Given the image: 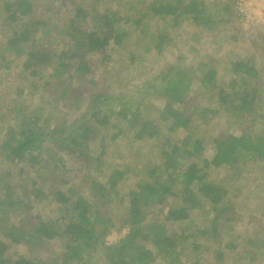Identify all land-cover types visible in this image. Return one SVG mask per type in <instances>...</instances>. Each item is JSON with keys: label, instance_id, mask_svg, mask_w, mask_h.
Listing matches in <instances>:
<instances>
[{"label": "trees", "instance_id": "trees-1", "mask_svg": "<svg viewBox=\"0 0 264 264\" xmlns=\"http://www.w3.org/2000/svg\"><path fill=\"white\" fill-rule=\"evenodd\" d=\"M0 1V23L11 32L1 50L13 51L17 56L25 55L23 71L27 74L19 78L22 81L25 79L24 82L33 91L41 88L46 90L51 86V101L66 109L64 117L53 124L56 119L48 115H40L38 112L28 113L27 116L23 114V107L20 109L16 99L12 98L7 104L8 114L15 113V116L21 117L16 118L18 120L14 124L10 123L12 119L8 115L1 119L7 124L0 127L1 165L8 167L6 176L10 175L11 167L21 166L19 181L26 184L29 182L31 187L22 185L24 188L20 191L21 195H18L11 183L3 181L5 175L2 177L0 174V190L3 188V192L0 191V220L1 216H6L10 211L19 215L16 225L12 227L16 234L8 232L5 235L11 242L0 240V264H55L24 256H8L10 245L20 244L26 237L31 238L32 243L41 244L57 237L64 238L66 249L60 264H90L96 253L104 256L106 264H152L156 258L148 247L152 240L156 241L155 248L163 254L164 249L175 251L176 241L175 236L169 237L159 227L155 228L157 222L148 221V215L157 213L163 215L164 221L182 222L190 219L193 211L204 209L206 203L210 204L214 213L211 228L215 232L222 216L230 211L229 190L223 185L224 181H209L208 170L222 166L242 168V158L246 153V157L264 159V134L252 133L247 122L244 123L250 120L252 125L256 119L262 118L259 114L263 112L264 94L256 64L250 59H237L230 63V81L233 83L230 91L218 83V70L208 67L206 63L197 72L189 69L190 72H182L179 76L170 75L172 68H169L156 79L159 81L158 87L149 83L144 93L159 91L168 98L155 121L149 114L143 116L145 114L140 113L139 106L130 105L135 101L132 96L134 92H118L115 95L111 88L119 76L111 70L116 63L113 57L116 53L120 55L122 50H128L129 46L132 47L134 42H130L131 34L146 36L151 43L144 44V39L137 41L136 45H140L137 49H142L127 51L129 57L126 68L138 60L143 48V54H160L169 45L164 30L152 33L150 25H147L150 19L173 23L174 26L192 21L199 30L216 29L218 21L209 13L206 0H125L113 9L107 3L104 11L98 9L104 0H69L70 6L65 9L68 10L66 14L71 16L68 25L63 28L68 42L60 51L49 44H42L41 28L48 25L46 17L39 18L44 3L37 0ZM125 5L128 8L123 9L124 12L122 8ZM51 9L45 8L47 11ZM55 11L59 13L62 9L55 8ZM63 32L60 31L61 34ZM95 59L98 63H94ZM9 64L6 57H1L0 71L9 70ZM100 65L103 66L105 83L94 78L97 71L101 70ZM195 77L201 88L210 92L211 97H217L219 107L223 108L232 124L241 130L238 135L227 133L212 138L214 153L211 158L203 155L205 137L196 138L193 132L190 133L192 115L188 112L187 99ZM34 79L45 82L40 87L34 83ZM24 82L22 87L16 88L15 94L18 97L26 94ZM3 97L1 95L0 99ZM143 97L140 99L141 104L146 102ZM174 104L185 106L179 110ZM145 109L149 113L148 108L142 107V110ZM218 113L216 109L202 108L201 122L207 123L210 115ZM69 115L75 116L71 122ZM125 120L130 122L124 123L132 134V143L138 141L148 144L151 140L161 139L159 162H146L142 159L137 164H141L138 172L143 173L142 180L136 183V190L130 191L126 215L119 224V227H128V232L118 243L107 246L104 242L106 235L118 225L107 214H103V209L111 202L106 200V196H119L118 186L132 172L131 166L118 165L115 168L108 163L111 166L107 164L110 166L109 175L105 176L104 183L90 180L88 174L79 172L81 180L91 186L95 204L84 195L76 193L75 189L70 187L65 192L60 186L67 182L62 173H72L71 168L67 170L65 157L78 161L85 156L83 150L89 141L97 142L99 146L94 156H88L87 165L90 167L93 162L95 169L106 165L109 144L127 134L120 128V123ZM161 122L169 124L168 133H163ZM100 128L113 132L112 136L107 139ZM178 130L188 131V135L174 142L169 134ZM86 163L83 162L84 167ZM27 173H31V178L26 179ZM49 176H54L59 186H53L49 193H45L44 187L49 183ZM174 198L176 203L170 204L165 212L167 203ZM47 199L64 215L49 221L42 215H33L34 205H40ZM97 201L102 202V205L98 206ZM226 221L231 219L227 218ZM202 234H207V231ZM247 246L252 248L248 258L253 261L264 247V236L251 237ZM218 258L222 260L223 255L218 254Z\"/></svg>", "mask_w": 264, "mask_h": 264}, {"label": "rangeland", "instance_id": "rangeland-1", "mask_svg": "<svg viewBox=\"0 0 264 264\" xmlns=\"http://www.w3.org/2000/svg\"><path fill=\"white\" fill-rule=\"evenodd\" d=\"M233 1L230 0L228 3L233 4ZM37 2L44 3L45 7L40 9L41 15H39V18L41 16L46 17L48 23L46 27L41 28L43 33L42 44H49L50 47L57 48L56 51H60L68 42V39L64 37L65 32H63V28L68 25V19L71 16L69 13L66 14L68 10L65 9L70 6V2L69 0H37ZM119 2L124 3L125 0H104L102 4L98 5V9L104 11L109 3L112 9L114 7L117 8L120 6ZM49 7L52 9L49 11L45 10V8ZM53 7L62 9V11L55 13L56 11ZM126 8H128L127 5L122 8V11H124L123 9L126 10ZM222 9H224V3L219 0H216L214 5H211V9L208 7L209 13L213 14L216 20L224 19L218 22L216 29L210 31L207 29L200 31L192 21H186L179 26H174L173 23L150 19L147 25H150L152 33L154 34L159 29L164 30L170 43L168 46L166 45L164 51L160 54H157V52L143 54L142 52L145 49L143 48L142 52L139 53L140 57L138 60L131 67L129 65L126 68V65H128L127 57H129L127 51L136 52L142 49H137L140 45H136L137 41L141 39H144V44L151 43L146 36L142 37L131 34L130 42H134L132 47L129 46L128 50H122L120 55L116 53L113 57L116 63L111 70L119 75L111 86L113 94L117 95L119 94L118 92L123 94L134 92L132 96L135 101L130 105L139 106L140 113L145 114H142L143 116L146 117L149 114V117L155 121L160 116L168 98L159 91H151L150 94L144 95L149 83H153L156 85L155 87H158L159 81L156 79L165 74L169 68H172L170 75L179 76L182 72H190L191 70L189 69L197 72V70H201L199 69L200 66L206 63L208 67L218 70V83L230 91L233 87V83L230 81V63L237 59H250L256 64L261 74L260 86L264 94V29H256L253 32L243 31L235 20L234 14L230 11L229 13L224 12ZM10 36V29L7 27L5 29L4 25L0 23V59L4 56L10 63L9 70L3 69L0 71V77H2L0 81V93L2 94L0 96L4 95L0 99V127L7 125L5 120L3 122L1 120L6 115H8L10 120L12 119L10 121L11 124H14L15 120H18L16 118L21 117L19 115L15 116V113L8 114L7 109L9 108L7 104L12 101V98L18 101L20 109L23 107V114H26V116L28 113L38 112L40 115H48L53 119L55 118L56 120H53V124H55L56 121H60L64 117L66 109L51 101V97L49 96L51 86H48L46 90L41 88L38 91H33L24 82L25 79L22 81L19 78V76L27 74V72L23 71V62L26 59L25 55L17 56L13 51L1 50L3 44L6 43ZM96 62L98 63L97 59L94 60V63ZM102 68L103 66L100 65L99 69L101 70L97 71L94 78L99 81L101 80V83H105L106 78L102 74ZM154 78L155 81L152 82ZM192 81L188 95L189 98L187 99L189 100L188 112L192 115V129L190 133L193 132L196 138L205 137L206 144L203 155L205 158H211L214 153L212 138H217L227 133L238 135L241 133V130L239 126L232 124V120L226 116L223 108L219 107L217 97H211L210 92L201 88L196 77ZM23 82L24 84L26 83V94L18 97L15 94L16 88L18 86L22 87ZM43 82L45 80L38 81L34 79V83L40 87H42ZM30 90L33 92L32 94ZM10 95L11 97H9ZM143 96H145L146 102L141 104L140 99H143ZM126 98H128V95ZM262 99L264 101V96ZM174 106L181 110L185 105L174 104ZM142 107L148 108L149 113H147V109L142 110ZM202 108L216 109L217 111L219 110V113L215 116L210 115L207 123H202L200 116ZM73 115H69L70 122L75 119ZM12 116H14V119L11 118ZM259 116H262V118L256 119L252 125L250 120L244 121V123L247 122L250 131L254 134H264V107L263 112ZM88 118L92 120L90 117ZM124 122L128 123L129 120L120 123V128L127 134L124 135L125 138L121 136L115 143L109 144L110 147L107 148L109 157H106V165H103L100 169H95V163L93 164V162L90 167L87 165L89 163L87 161L88 156H94L99 146L97 142L91 143L89 141L88 146H85L83 150V153H85L84 157L79 158L78 161L65 157L67 170L71 168L72 173H62L67 182L65 185L60 186L65 192L70 187L75 189L76 193L84 195L92 200V204H95L96 199H92L91 196L92 188L81 180L79 172L88 174L90 180L104 183L106 180L105 176L109 175L108 169L111 165H114L115 168L118 165L123 167L131 166L132 172L127 175L126 181L118 186L119 196H106V200H111V202L110 205L103 209V214H107L118 225L106 235L105 240L108 237H112L113 239L116 238L118 242L122 239L123 234L126 235L128 232V227L119 226L126 215V207L130 200L129 193L136 190V183L142 180L143 173L138 172V169H141V164H137L142 159L146 162H159L158 151H160L159 148L161 146L160 138L157 141L151 140L148 144H142L138 141L132 143V134L128 132L129 128ZM160 124H162L163 133H168L169 124L165 122H161ZM100 130L103 131L102 135L107 136V139L113 134V132L105 131L102 128ZM186 135H188V131L184 132L183 130L169 134L170 139L174 140V142L182 140ZM247 155L248 153H246ZM246 156L242 158L244 162L242 168L222 166L217 169L208 170L209 181H224L223 185L229 190L228 203L230 211L222 216L215 232L211 228L214 213L209 203L204 204V209L193 211L190 219L177 223L164 221L162 219L163 215L157 213L148 215V221L157 222L155 223L157 224L155 228L159 227L160 231L169 237L175 236L176 241L175 251L164 249L163 254L159 253L157 248H155L156 241L152 240L148 244V247L156 255L155 261L152 264H264V247L260 250L261 253L258 254L256 259L250 261L248 256L252 248L247 246V241L251 237H255L256 235L258 237L264 236V159L256 160L253 156ZM83 162H87L86 167H84ZM20 167H11L10 175L6 176L8 167L6 165L2 166L0 160V174L2 177L5 175L3 181L11 183L18 195H21L20 191L24 188L22 185L25 184L26 187H31L29 182L26 184L19 181L21 178L18 175ZM82 168L86 171L84 172ZM28 177L31 178V173H27L26 179ZM73 178L75 179L72 180ZM48 179L49 183L44 187L45 193H49L51 187L59 186L54 176H49ZM0 191L3 192V188ZM175 200V198L170 199L165 208H168L170 204L174 205L177 201ZM96 203L98 206L102 205V202L97 201ZM32 214L42 215L49 221L58 219L61 215H64V212H61L55 204L50 202V199H47L40 205L35 204L32 208ZM18 218L19 215L13 211L8 212L6 216H1L0 240L11 242L10 238L5 235L8 232L16 234L12 227L16 225ZM227 218H230L231 221L227 222ZM203 231H207V234H202ZM257 240L260 241L261 239ZM65 244L64 238L59 237L50 241L46 240L43 244L40 242L32 243L31 238L26 237L22 243L10 245L8 256H24L46 263L53 262L60 264V258L66 249ZM218 254L223 255L222 260L218 258ZM90 264H106V262L103 255L96 253L92 256Z\"/></svg>", "mask_w": 264, "mask_h": 264}, {"label": "built area", "instance_id": "built-area-1", "mask_svg": "<svg viewBox=\"0 0 264 264\" xmlns=\"http://www.w3.org/2000/svg\"><path fill=\"white\" fill-rule=\"evenodd\" d=\"M235 14L239 26L244 31L253 32L256 29L264 28V0H236ZM117 242V239L112 237L105 240L107 246L114 245Z\"/></svg>", "mask_w": 264, "mask_h": 264}, {"label": "crops", "instance_id": "crops-1", "mask_svg": "<svg viewBox=\"0 0 264 264\" xmlns=\"http://www.w3.org/2000/svg\"><path fill=\"white\" fill-rule=\"evenodd\" d=\"M215 1L216 0H206V2H205V4H206V6L207 7H209L210 9H211V5H214V3H215ZM219 1H221L222 3H224V9H222L224 12H231L232 14H234V18H235V20L238 22V20H237V17H236V14H235V1L236 0H234L233 1V4L232 3H228V2H230V0H219ZM226 4V5H225ZM226 8H229V10L228 11H225V9ZM223 14H225V13H223ZM211 15H213V14H211ZM222 18H224V17H222ZM214 20L215 21H220V20H216L215 18H214ZM222 20H224V19H222ZM159 21V20H158ZM160 22V21H159ZM197 29H199L198 27H196ZM216 28V27H215ZM261 29H264V28H259V30H261ZM243 30V29H242ZM201 31V30H200ZM244 31V30H243ZM168 210V208H166V210H165V212Z\"/></svg>", "mask_w": 264, "mask_h": 264}]
</instances>
